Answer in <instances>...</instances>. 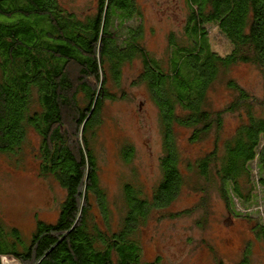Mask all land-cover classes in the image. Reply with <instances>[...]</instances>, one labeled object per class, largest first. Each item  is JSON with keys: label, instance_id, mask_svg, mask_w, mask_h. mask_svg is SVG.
Masks as SVG:
<instances>
[{"label": "trees", "instance_id": "trees-1", "mask_svg": "<svg viewBox=\"0 0 264 264\" xmlns=\"http://www.w3.org/2000/svg\"><path fill=\"white\" fill-rule=\"evenodd\" d=\"M131 2L97 0L96 12L79 18L59 0H0V153L18 157L32 132L38 138L33 158L39 175L53 178L65 192L55 220L36 219L28 236L0 217V264L4 258L16 264H163L160 256L141 261L140 231L150 213L166 210L183 187L205 194L216 185L229 215L255 221L250 229L264 249V210L256 192L264 189V96L228 76L231 67L250 64L264 80V0H185L180 32L166 36L165 60L143 44L142 24H131L140 14L120 16L119 10L132 9ZM209 24L230 45L227 53L211 49ZM134 60L140 69L133 85L146 87L158 111L161 177L149 197L141 186H122L119 225L111 230V217L105 218L102 229L92 222L91 207L95 204L101 217L110 209L92 143L103 103L126 97L111 92L108 81L119 87L122 69ZM219 79L232 97L216 110L207 93ZM226 113L244 117L221 139ZM177 127L189 129L190 143L215 135L210 151L184 163L185 174ZM132 153L121 145L124 163ZM204 203L205 195L195 208ZM251 207L253 214L247 212ZM251 242L228 264H254ZM212 264L225 262L213 254Z\"/></svg>", "mask_w": 264, "mask_h": 264}, {"label": "rangeland", "instance_id": "rangeland-1", "mask_svg": "<svg viewBox=\"0 0 264 264\" xmlns=\"http://www.w3.org/2000/svg\"><path fill=\"white\" fill-rule=\"evenodd\" d=\"M64 8L79 18H85L96 12L97 0H59ZM185 0H132V9L119 10L120 16L136 14L138 19L131 24H142L143 44L155 56L164 59L166 36L169 32L179 33L188 12ZM179 35V34H178ZM208 42L212 50L223 55L230 45L215 25H207ZM140 69L138 60L127 64L121 71V82L115 87L108 81L111 92L125 98L103 103L99 124L95 128L92 147L99 166V183L105 192L108 205L106 215L101 217L95 204L90 213L92 222L105 229L104 220L109 219V227L115 230L122 215V186L127 183L141 186L147 197L159 182L161 173L159 158L162 154L161 132L158 111L149 98L148 91L141 84L133 85ZM228 76L256 97L264 96V80L256 67L250 64H238L230 68ZM210 106L219 110L226 106L232 95L219 79L208 90ZM244 116L238 113H226L223 117L221 139L230 136ZM176 142L182 156L180 170L185 174L184 163L210 151L214 134L201 141H188L189 129L177 127ZM264 144V139H263ZM133 149L128 163L121 160V145ZM38 138L31 132L28 143L18 157L0 153V217L6 225L17 227L23 236H28L34 228L36 219L54 221L58 214L64 190L51 177H41L37 162L33 158ZM20 164L15 166L14 159ZM14 160V161H13ZM191 178V177H190ZM205 186V184L203 185ZM261 211L264 210V189H257ZM205 195L202 207H196ZM93 200H91L92 202ZM240 212L243 207L234 199ZM192 209L188 214L171 218L175 213ZM253 207L247 212H252ZM253 218L254 216L251 215ZM205 218L202 226L197 221ZM235 218L226 212L220 198L218 187L210 186L206 193L183 187L174 202L163 212L153 211L140 231L142 243L141 261L150 262L160 256L163 264H212V255L220 256L225 264L234 262L246 241L251 242V257L254 264H264V249L254 239L251 224ZM3 264H16L12 259H3Z\"/></svg>", "mask_w": 264, "mask_h": 264}]
</instances>
